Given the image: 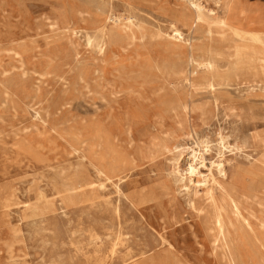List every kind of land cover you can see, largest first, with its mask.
I'll use <instances>...</instances> for the list:
<instances>
[{"label": "rangeland", "instance_id": "374dc122", "mask_svg": "<svg viewBox=\"0 0 264 264\" xmlns=\"http://www.w3.org/2000/svg\"><path fill=\"white\" fill-rule=\"evenodd\" d=\"M200 1L258 40L185 0H0V264H231L216 206L264 264V0Z\"/></svg>", "mask_w": 264, "mask_h": 264}, {"label": "bare ground", "instance_id": "6f19581e", "mask_svg": "<svg viewBox=\"0 0 264 264\" xmlns=\"http://www.w3.org/2000/svg\"><path fill=\"white\" fill-rule=\"evenodd\" d=\"M113 1V0H112ZM186 3L188 4V18L189 19H192L195 21L200 22V23H204L205 26H207V30H206V33L208 34L209 38L210 39H213L215 38V35L218 34L219 32L222 34V33H226V32H229V33H232L231 36H235L236 38H238L240 41L243 40V39H252V40H258V34L256 33H253V32H249V31H246V30H243V29H240V28H237V27H234L232 26V24L229 23L228 19H227V16H220L219 13L217 12V10H214V9H208L205 5V3H202L200 0H185ZM101 2V1H100ZM99 2V3H100ZM104 2V1H103ZM221 0H217V4L220 6V3ZM207 4V3H206ZM95 5V4H94ZM228 3L225 4V6H227ZM112 7V5H111ZM228 7V6H227ZM115 8V7H114ZM228 11V9H227ZM120 19L113 11L110 12L109 14V21H115V20H118ZM234 19V18H233ZM128 20L130 22H133V19L132 18H128ZM230 20V19H229ZM233 22V21H232ZM183 24V23H182ZM173 28L179 32L180 29H179V26L178 24H176V22L174 24H172ZM238 26V25H237ZM187 27V26H186ZM106 30L105 28H102V32L103 34H106ZM200 30V29H199ZM202 31V30H201ZM110 32V31H109ZM204 32V31H202ZM207 36V35H206ZM230 35L228 33H226L223 37L224 39H226V37H229ZM114 38V37H113ZM94 41L92 38H91V41L92 42ZM115 43V42H114ZM262 44V43H261ZM223 55V53L219 50H214L212 49V59L213 61H210L209 62V66H214L216 65V62L214 61H217V58L216 57H219ZM235 55H236V62L233 66V69H237L239 63H240V59H241V52H240V49H239V46H236V51H235ZM17 57V56H16ZM263 62V61H262ZM199 63V62H198ZM206 64V63H205ZM189 67L191 66L190 63H188ZM199 65V64H198ZM205 66V65H204ZM177 68V64H174L171 66V69L172 70H175ZM201 68V67H200ZM206 68V67H205ZM208 68V67H207ZM213 79V78H212ZM217 130V129H216ZM77 135H79L78 133L76 134V137H78ZM95 138V137H94ZM98 141H95V143L98 145ZM193 142V141H192ZM100 145V144H99ZM31 149V148H29ZM196 152V151H195ZM35 153V152H34ZM33 154V153H32ZM35 156V155H34ZM197 157L196 153H193V158ZM205 157V156H204ZM39 159V158H38ZM196 159V158H195ZM201 161V160H200ZM204 161V160H203ZM199 163V162H198ZM224 164H222L221 162L218 163L216 166L217 168L220 170V171H223L222 169V166ZM201 166V165H200ZM199 166V167H200ZM208 166V165H207ZM214 167V166H213ZM212 167V168H213ZM111 169V168H110ZM211 169V168H210ZM197 166L194 164V163H191L188 167V170L187 172L192 176L194 174L197 173ZM218 170V171H219ZM97 171L100 175L102 176H107L109 175V171L106 169V167L104 168L102 165H98L97 166ZM117 171V170H116ZM200 171V170H199ZM111 172V171H110ZM212 172V171H211ZM200 173V172H199ZM98 174V175H99ZM213 174V173H212ZM201 176V175H200ZM204 182L207 183L208 178L210 176L208 175H204ZM215 177V176H214ZM109 180L111 179V177H108ZM185 180V179H183ZM201 181V180H198V182ZM63 185H64V189L65 192H66V198H70L72 195V192H70L71 188H70V185H72V181L71 179H64L62 181ZM183 183V182H182ZM208 184V183H207ZM206 188V187H205ZM189 189V188H188ZM213 195V194H212ZM209 199V198H208ZM229 199H230V203L231 205L235 208V210L240 213V205H239V202L229 194ZM207 201V200H206ZM209 206V205H208ZM216 206V205H215ZM211 222L212 224L214 225L215 228H217L218 230V235H220L221 239L224 240L226 246H227V250H228V256L230 258V262L231 264H239V261H238V257L237 255H235L234 253V244L233 242L229 239V235H228V232H227V221H226V218H225V212L223 210V207L221 206H216L215 209H214V212L213 214H211ZM208 217V215H207ZM209 218V217H208ZM212 227V226H211ZM214 230V229H213ZM216 231V230H215ZM255 232V231H254ZM216 234V233H215ZM217 235V236H218ZM219 237V238H220ZM163 239V238H162ZM217 255V254H216ZM228 258V257H227ZM229 262V261H228ZM134 264H138V262H135Z\"/></svg>", "mask_w": 264, "mask_h": 264}]
</instances>
